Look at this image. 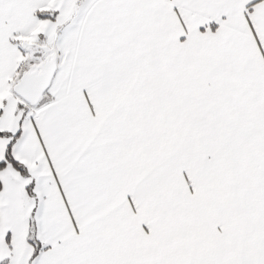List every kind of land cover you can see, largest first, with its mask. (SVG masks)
Returning a JSON list of instances; mask_svg holds the SVG:
<instances>
[{"label":"snow or ice","instance_id":"obj_1","mask_svg":"<svg viewBox=\"0 0 264 264\" xmlns=\"http://www.w3.org/2000/svg\"><path fill=\"white\" fill-rule=\"evenodd\" d=\"M0 264H264V0H0Z\"/></svg>","mask_w":264,"mask_h":264}]
</instances>
